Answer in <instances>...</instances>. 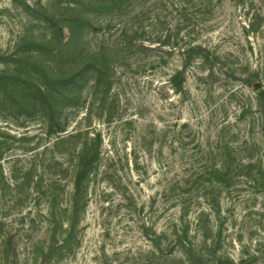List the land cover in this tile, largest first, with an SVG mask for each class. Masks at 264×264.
<instances>
[{"label": "rangeland", "instance_id": "374dc122", "mask_svg": "<svg viewBox=\"0 0 264 264\" xmlns=\"http://www.w3.org/2000/svg\"><path fill=\"white\" fill-rule=\"evenodd\" d=\"M186 1L127 0L126 12L119 14L96 12L89 0H0V55L15 53L29 31L34 37L48 34L41 6L56 19L64 13L61 8L81 6L89 12L83 37L88 52L116 45L121 32L129 29L155 49L142 57L145 61L167 52L171 47L160 42L176 34L185 42L195 36V43L208 48L216 59L207 65L195 59L180 94L168 84L169 74L182 63L180 58L173 57L168 67L154 71L120 68L105 110L100 107L101 97L95 99L89 90L84 104L67 112L65 130L101 133L104 160L90 187L80 245L60 264L158 263L143 227L167 231L170 222L182 216V209L191 223V239L202 247L217 238L219 256L264 264V132L259 88L246 83L251 73H258V83L264 87V25L246 35L247 9L235 5V0H219L209 23H200L193 34L183 25L178 33ZM253 3L255 12L264 13V0ZM25 4L36 12H27ZM187 10L194 12L192 7ZM64 32L66 42L69 32ZM11 112L8 119L0 115V130L26 134L32 139L27 146H36L34 138L44 140L41 147L54 140L43 135L47 130L43 118L18 119ZM15 152L22 151L15 149L8 156ZM215 167L227 176L207 175ZM210 203L218 213L211 212ZM37 212L33 217L38 221ZM202 212L206 215L198 227ZM40 224L33 230L37 240L45 232ZM27 248L28 242L22 241L20 264H29Z\"/></svg>", "mask_w": 264, "mask_h": 264}, {"label": "trees", "instance_id": "16d2710c", "mask_svg": "<svg viewBox=\"0 0 264 264\" xmlns=\"http://www.w3.org/2000/svg\"><path fill=\"white\" fill-rule=\"evenodd\" d=\"M13 1L19 3V0ZM89 1L98 8L96 12L120 14L126 12L128 5L127 0ZM218 1L187 0L177 32L180 33V26L185 25L193 34L200 23H209ZM249 1L250 4L247 0H235V5L247 9L249 24L244 26V32L248 36L264 25V13L255 12L253 0ZM24 7L27 12H36L28 4ZM188 7L194 9L192 14H188ZM41 9L45 13V19L41 21L48 34L34 37L29 31L22 37L15 53L0 55V115L7 119L10 111L16 113L18 119L37 115L45 120V138L54 139L41 147L44 140L34 138L38 141L36 146H27L32 139L26 134L15 135L0 130L1 264H20L22 241L28 242L29 264H60L74 255L80 245L82 216L89 207L90 187L101 174L104 142L101 133H92L88 129L69 132L64 125L67 112L82 106L89 90L95 99L101 97L103 111L120 68L137 66L138 71H154L168 67L169 60L177 57L182 63L169 74L168 84L180 94L185 91L188 69L195 59L203 65L216 60L208 48L195 43V36L185 42L176 34L160 42L162 47H171L167 52L157 54V59H147L153 62L145 61L142 57L155 49L141 42L137 34L131 35L129 29L121 32L116 45H105L95 52H88L84 50L86 43L83 40L89 23L87 10L81 6H66L61 8L62 17L56 19L46 8L41 6ZM65 30L69 32L66 42ZM141 34L146 37L144 30ZM259 81L260 75L251 73L246 83L254 86ZM260 87L257 101L264 132V87ZM15 149L22 152L8 156ZM215 168L207 175L227 176L222 169ZM210 205L211 212L216 213V206ZM35 211L44 221L33 217ZM182 211V216L171 221V229L167 231L158 232L144 225L143 235L151 243L153 257L158 259L155 264L249 263V260L235 262L219 256L217 238L205 247L195 238L192 240L191 223L186 220V210ZM205 215L202 212L198 216V227ZM38 223L45 225L44 236L39 240L33 231Z\"/></svg>", "mask_w": 264, "mask_h": 264}, {"label": "water", "instance_id": "95a60500", "mask_svg": "<svg viewBox=\"0 0 264 264\" xmlns=\"http://www.w3.org/2000/svg\"><path fill=\"white\" fill-rule=\"evenodd\" d=\"M261 85H262L261 83H256V84L254 85V88H255V89H258Z\"/></svg>", "mask_w": 264, "mask_h": 264}]
</instances>
